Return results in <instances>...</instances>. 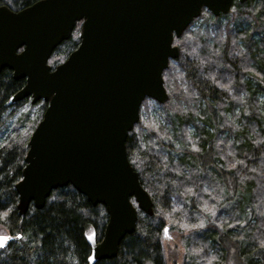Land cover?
I'll list each match as a JSON object with an SVG mask.
<instances>
[{
  "label": "trees",
  "instance_id": "16d2710c",
  "mask_svg": "<svg viewBox=\"0 0 264 264\" xmlns=\"http://www.w3.org/2000/svg\"><path fill=\"white\" fill-rule=\"evenodd\" d=\"M36 1L0 5L20 10ZM232 8L238 13L224 15L226 23L190 25L175 37L180 54L163 73L168 99L146 98L141 117L153 104L159 117L140 118L126 141L154 214L132 198L135 231L116 257L95 264H166L165 226L182 233L190 264H264V107L258 97L264 92V1L234 0ZM79 28L54 50L53 67L79 45ZM24 85L9 68L0 71V231L23 233L0 250V264H89L92 248L83 233L95 230L96 241L102 239L109 218L103 204L93 205L68 185L53 190L43 208L31 203L24 217L19 213L16 184L48 105L41 100L33 116L15 114L34 105L31 98L8 104Z\"/></svg>",
  "mask_w": 264,
  "mask_h": 264
},
{
  "label": "water",
  "instance_id": "95a60500",
  "mask_svg": "<svg viewBox=\"0 0 264 264\" xmlns=\"http://www.w3.org/2000/svg\"><path fill=\"white\" fill-rule=\"evenodd\" d=\"M232 3L38 0L20 10L0 5V71L6 67L15 79H25L8 104L25 98L48 103L29 138L16 184L22 217L31 203L43 208L53 190L72 185L93 205L103 204L109 215L102 239L91 243L95 259L89 264L118 255L137 225L132 198L139 209L154 214L126 148L142 102L148 97L167 101L163 73L170 59L179 57L175 37L204 7L219 16ZM80 21L79 45L52 67L54 50Z\"/></svg>",
  "mask_w": 264,
  "mask_h": 264
},
{
  "label": "rangeland",
  "instance_id": "374dc122",
  "mask_svg": "<svg viewBox=\"0 0 264 264\" xmlns=\"http://www.w3.org/2000/svg\"><path fill=\"white\" fill-rule=\"evenodd\" d=\"M260 1H264V0H256V2H260ZM237 13L238 12H236V10H233L232 8V13L230 15L234 17L237 15ZM212 16L213 15L211 14H207V13L204 14L202 18H200L198 21H195L191 25V29L196 30L202 27L205 28L206 26H212V27L218 26L219 24L226 23L227 20L229 19L228 17H222L220 19H215ZM234 24H238V23L233 22V25ZM79 33H80V29H79ZM258 97H259L261 104L264 107V92H261ZM36 104L37 103H35L34 105L25 104L19 107L16 110L15 114L30 112V115H32L33 112L38 110L37 106H35ZM159 112H160V107L158 105L153 104L151 112L149 114H147L146 112H143L142 117L140 118H143L145 120L148 117H153L154 119H156L159 117ZM263 114H264V109H263ZM173 145L174 146L176 145V148L179 147L176 142H174ZM91 233L89 235H91ZM181 236H182V233L180 231L172 229L169 226H168L167 234L165 232L162 233V245L164 249V258H165L166 264H190L186 257L187 251H186V247L183 243Z\"/></svg>",
  "mask_w": 264,
  "mask_h": 264
},
{
  "label": "snow or ice",
  "instance_id": "6c2138e0",
  "mask_svg": "<svg viewBox=\"0 0 264 264\" xmlns=\"http://www.w3.org/2000/svg\"><path fill=\"white\" fill-rule=\"evenodd\" d=\"M5 214L4 213H0V217L4 216ZM163 231L167 234L168 232V227L165 226L163 228ZM84 237H85V240H86V243L90 246L91 243L95 242V240L98 239L96 233H95V230L92 231L91 235H89L88 233H83ZM23 236V233L22 232H18L16 233V238H20ZM14 237L9 235L8 233H5V232H2L0 231V248H6L8 246V242L10 240H12ZM95 259V256L94 255H89L88 256V260L89 261H93Z\"/></svg>",
  "mask_w": 264,
  "mask_h": 264
},
{
  "label": "flooded vegetation",
  "instance_id": "af4514ba",
  "mask_svg": "<svg viewBox=\"0 0 264 264\" xmlns=\"http://www.w3.org/2000/svg\"><path fill=\"white\" fill-rule=\"evenodd\" d=\"M239 1V0H238ZM247 0H245L244 2H246ZM233 2H234V0H233ZM233 4V3H232ZM231 9H232V7H231ZM230 9V11L228 12V13H226V14H220L219 16H215L209 9H207V8H203L202 9V12H201V15L199 16V17H197L196 19H194L193 21H192V23H191V25L195 22V21H198L200 18H202V16L204 15V14H211V15H213V17H215V18H222V17H226V16H224V15H227V14H229L230 12H232V10Z\"/></svg>",
  "mask_w": 264,
  "mask_h": 264
}]
</instances>
